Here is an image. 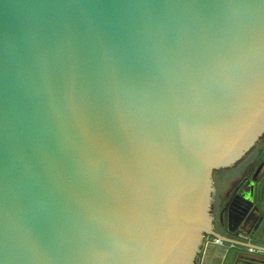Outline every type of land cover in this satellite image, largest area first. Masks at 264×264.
Here are the masks:
<instances>
[{
	"label": "water",
	"instance_id": "1",
	"mask_svg": "<svg viewBox=\"0 0 264 264\" xmlns=\"http://www.w3.org/2000/svg\"><path fill=\"white\" fill-rule=\"evenodd\" d=\"M263 133L264 0H0V264H193ZM259 180L220 263L264 264Z\"/></svg>",
	"mask_w": 264,
	"mask_h": 264
},
{
	"label": "flooded vegetation",
	"instance_id": "2",
	"mask_svg": "<svg viewBox=\"0 0 264 264\" xmlns=\"http://www.w3.org/2000/svg\"><path fill=\"white\" fill-rule=\"evenodd\" d=\"M263 178L264 133L233 166L215 170L213 173L215 193L212 203V230L215 234L233 241L241 242V240H249V238L247 240L243 239L246 238L245 236L238 237L236 235L237 233L230 232L229 227H233L232 224L239 219L237 213L238 198L244 194H251L249 189L255 188L256 181H260L259 179ZM261 198L262 195H260V201ZM247 226H250V224H247ZM215 234L207 233L203 237V247L200 253L199 264L202 263L203 252L206 246H212L211 253L215 254L216 249H221L224 245V241ZM216 241L220 242L215 243ZM234 246L229 248L228 252L231 249H236Z\"/></svg>",
	"mask_w": 264,
	"mask_h": 264
},
{
	"label": "crops",
	"instance_id": "3",
	"mask_svg": "<svg viewBox=\"0 0 264 264\" xmlns=\"http://www.w3.org/2000/svg\"><path fill=\"white\" fill-rule=\"evenodd\" d=\"M241 242L245 243L247 241L241 240ZM245 244H249V243H245ZM248 247H251V246H247V248ZM228 253L229 254L227 255V257L220 263L219 256L217 255V253L213 254L210 252L204 264H224V263L225 264H236V260L234 259V256L239 255L237 248L229 250Z\"/></svg>",
	"mask_w": 264,
	"mask_h": 264
},
{
	"label": "rangeland",
	"instance_id": "4",
	"mask_svg": "<svg viewBox=\"0 0 264 264\" xmlns=\"http://www.w3.org/2000/svg\"><path fill=\"white\" fill-rule=\"evenodd\" d=\"M206 234H207V233L204 232L202 236L204 237ZM203 239H204V238H202V241H203ZM215 243H217V242H215ZM202 245H203V242H202V244H201L200 247H199V253L196 255L193 264H199L198 261H199V258L201 257V254H200V253H201V251H202V247H203ZM232 247H233V246H232ZM228 249H229V248H228ZM249 249H250V248H248V251H249ZM228 254H229V253H228ZM244 254H245V253H244ZM246 254H248V253L246 252ZM252 254H253V253H250V254H248L247 256H251ZM224 264H225V263H224Z\"/></svg>",
	"mask_w": 264,
	"mask_h": 264
},
{
	"label": "built area",
	"instance_id": "5",
	"mask_svg": "<svg viewBox=\"0 0 264 264\" xmlns=\"http://www.w3.org/2000/svg\"><path fill=\"white\" fill-rule=\"evenodd\" d=\"M216 242L218 243V242H220V241H216ZM250 251H252V250L250 249Z\"/></svg>",
	"mask_w": 264,
	"mask_h": 264
},
{
	"label": "trees",
	"instance_id": "6",
	"mask_svg": "<svg viewBox=\"0 0 264 264\" xmlns=\"http://www.w3.org/2000/svg\"><path fill=\"white\" fill-rule=\"evenodd\" d=\"M199 262V261H198Z\"/></svg>",
	"mask_w": 264,
	"mask_h": 264
}]
</instances>
